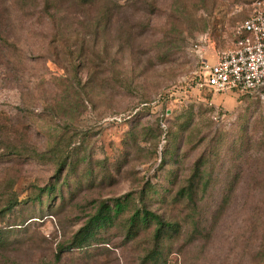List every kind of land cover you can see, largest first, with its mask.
<instances>
[{"label": "rangeland", "instance_id": "1", "mask_svg": "<svg viewBox=\"0 0 264 264\" xmlns=\"http://www.w3.org/2000/svg\"><path fill=\"white\" fill-rule=\"evenodd\" d=\"M254 1L0 0V264H264V88L201 86ZM56 145L74 160L61 174ZM192 179L193 202L174 201ZM127 195L115 225L70 248ZM142 206L181 229L157 261L155 224L124 228Z\"/></svg>", "mask_w": 264, "mask_h": 264}, {"label": "trees", "instance_id": "2", "mask_svg": "<svg viewBox=\"0 0 264 264\" xmlns=\"http://www.w3.org/2000/svg\"><path fill=\"white\" fill-rule=\"evenodd\" d=\"M83 3H90L97 0H80ZM73 85L76 88L82 90L84 85L81 84V80L74 75L73 76ZM259 94V93H258ZM249 95V94H246ZM256 95V94H254ZM253 96V95H251ZM209 98L211 94L209 93ZM56 154V167L58 168L57 173H62V168H69L73 166V158L68 154L64 155L59 145L54 147ZM14 155H28L24 150L15 151ZM195 168H200L197 166ZM200 177V173L198 170H195L193 174V179ZM193 179L190 180L188 186L180 189L174 201H182L186 200L187 202H193L194 196L196 195V186L193 183ZM65 182V178H64ZM204 185V184H203ZM202 185V187H203ZM205 186L203 189L205 190ZM55 192H59L57 181L53 184L46 185L41 191L42 194H54ZM145 194V190L140 194L141 197ZM113 204L109 205L107 202H101L95 207L94 213L89 217L88 221L82 226L73 236L70 241V248L75 249H84L89 246L92 241H94L98 237V232L102 229L112 227L115 225L116 221L120 219V217L127 210L129 205V195L124 196L123 198H117L112 200ZM15 205L14 199L8 201L7 210H12ZM152 224H155L152 234V242L155 244V248H153L149 253V259H157L161 258V250L158 247V244L165 239V237H175L180 233L179 223L164 221L159 215L152 212L147 207H137L133 210L131 215L127 217L124 221V228L127 231V235L130 238H134L139 232L147 230ZM62 250L60 249L59 252ZM59 261V257L56 256V262Z\"/></svg>", "mask_w": 264, "mask_h": 264}, {"label": "built area", "instance_id": "3", "mask_svg": "<svg viewBox=\"0 0 264 264\" xmlns=\"http://www.w3.org/2000/svg\"><path fill=\"white\" fill-rule=\"evenodd\" d=\"M234 46L202 62L205 87L214 95L235 91L254 95L264 88V0L250 5L248 16L234 27Z\"/></svg>", "mask_w": 264, "mask_h": 264}, {"label": "crops", "instance_id": "4", "mask_svg": "<svg viewBox=\"0 0 264 264\" xmlns=\"http://www.w3.org/2000/svg\"><path fill=\"white\" fill-rule=\"evenodd\" d=\"M212 62H214V58H211Z\"/></svg>", "mask_w": 264, "mask_h": 264}]
</instances>
